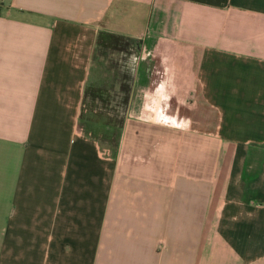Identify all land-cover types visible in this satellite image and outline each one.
<instances>
[{"label":"crops","instance_id":"obj_1","mask_svg":"<svg viewBox=\"0 0 264 264\" xmlns=\"http://www.w3.org/2000/svg\"><path fill=\"white\" fill-rule=\"evenodd\" d=\"M3 2L0 264H264V0Z\"/></svg>","mask_w":264,"mask_h":264},{"label":"trees","instance_id":"obj_2","mask_svg":"<svg viewBox=\"0 0 264 264\" xmlns=\"http://www.w3.org/2000/svg\"><path fill=\"white\" fill-rule=\"evenodd\" d=\"M98 43L105 48L126 51L129 49L132 39L121 35L102 33L99 36ZM129 88V84L124 81L119 94H110L107 90L92 87H87L85 90V106L88 98L93 101L99 100L102 104L106 103V107L110 101L115 104L110 110L111 113L105 111V116L101 112H93V108L90 107L87 110V115H84L86 110L84 107L79 119V129L94 138L102 147L109 149L113 157L117 155L125 108L129 99Z\"/></svg>","mask_w":264,"mask_h":264},{"label":"rangeland","instance_id":"obj_3","mask_svg":"<svg viewBox=\"0 0 264 264\" xmlns=\"http://www.w3.org/2000/svg\"><path fill=\"white\" fill-rule=\"evenodd\" d=\"M94 89H96V88H94ZM110 94H113V93H111V92H109ZM97 106V107H99L100 106V110H98V112H101V113H103L104 114V116H105V111H107V112H110V110H111V108L112 107H114L115 106V104H114V102H108L107 103V107L105 106L106 105V103L105 104H102L100 101H98V103H94V101H88L87 102V105L85 106V114L84 115H87V110L89 109V107L90 108H94V106ZM111 113V112H110ZM108 115V114H107ZM111 115V114H110Z\"/></svg>","mask_w":264,"mask_h":264},{"label":"built area","instance_id":"obj_4","mask_svg":"<svg viewBox=\"0 0 264 264\" xmlns=\"http://www.w3.org/2000/svg\"><path fill=\"white\" fill-rule=\"evenodd\" d=\"M3 6H4V2H3V0H0V12H1Z\"/></svg>","mask_w":264,"mask_h":264}]
</instances>
